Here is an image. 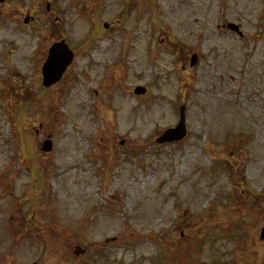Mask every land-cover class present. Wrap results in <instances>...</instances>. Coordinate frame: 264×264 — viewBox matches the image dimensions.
I'll use <instances>...</instances> for the list:
<instances>
[{"label":"rangeland","instance_id":"1","mask_svg":"<svg viewBox=\"0 0 264 264\" xmlns=\"http://www.w3.org/2000/svg\"><path fill=\"white\" fill-rule=\"evenodd\" d=\"M126 1L0 3V264H264V0Z\"/></svg>","mask_w":264,"mask_h":264},{"label":"water","instance_id":"2","mask_svg":"<svg viewBox=\"0 0 264 264\" xmlns=\"http://www.w3.org/2000/svg\"><path fill=\"white\" fill-rule=\"evenodd\" d=\"M3 1L4 0H0V3ZM105 27H107V25H105ZM224 27L236 32L239 36H242V32L236 24L227 23L224 25ZM197 58V54L191 55L190 67H194L196 65ZM73 59L74 54L66 44L65 40L61 39L60 41L52 43L48 49L46 59L44 60L40 70L42 86L44 88H49L58 83L67 67L72 63ZM145 91L146 89L140 86L134 88V94L136 95H142L145 93ZM184 109V106L180 107L177 124L174 127L167 128L160 136L156 138V142L158 144L179 142L185 138L187 130L185 125ZM122 144L123 141L120 142V145ZM51 149L52 141L50 138H47L41 144V151L49 152ZM259 238L264 244V225L260 229ZM83 252L84 251L79 246H75L74 254L76 256L82 254Z\"/></svg>","mask_w":264,"mask_h":264},{"label":"flooded vegetation","instance_id":"3","mask_svg":"<svg viewBox=\"0 0 264 264\" xmlns=\"http://www.w3.org/2000/svg\"><path fill=\"white\" fill-rule=\"evenodd\" d=\"M140 3L142 4L143 3V1H140ZM124 4H127V1L126 0H124ZM145 4L146 5H148L149 4V0H146V2H145ZM128 12L129 11H124L123 12V14H128ZM110 27V25H107V27H105V29H108ZM221 29H226V28H224L223 27V25L221 26ZM160 30V29H159ZM161 31V30H160ZM160 33H164V32H160ZM102 34H100V33H94V32H92L91 34H90V39H89V41H92L93 39H95V38H97L98 36H101ZM103 36V35H102ZM101 36V37H102ZM163 36H165V34H163ZM161 41H164L165 42V38H163ZM127 48V46L125 47V49ZM165 50L166 51H172L173 50V45H171V44H166V47H165ZM194 53V52H193ZM183 64H184V66L183 67H186V65H187V62H186V60L184 59L183 61ZM184 69V68H183ZM134 89V88H133ZM95 93V95L96 96H98V92L97 91H94ZM146 94V93H145Z\"/></svg>","mask_w":264,"mask_h":264},{"label":"trees","instance_id":"4","mask_svg":"<svg viewBox=\"0 0 264 264\" xmlns=\"http://www.w3.org/2000/svg\"><path fill=\"white\" fill-rule=\"evenodd\" d=\"M42 90H45V88H43ZM36 169V168H35ZM32 170V172H34L35 174H36V170H34V169H31ZM31 170H30V172H31ZM37 175V174H36ZM46 191H47V188H46ZM29 219H31V217H29ZM30 221H32V220H30Z\"/></svg>","mask_w":264,"mask_h":264}]
</instances>
